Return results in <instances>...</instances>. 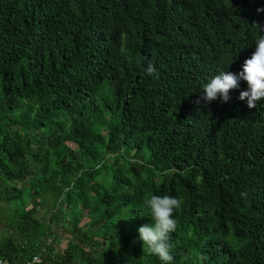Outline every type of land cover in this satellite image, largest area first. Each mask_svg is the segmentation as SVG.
Returning a JSON list of instances; mask_svg holds the SVG:
<instances>
[{"label": "trees", "instance_id": "trees-1", "mask_svg": "<svg viewBox=\"0 0 264 264\" xmlns=\"http://www.w3.org/2000/svg\"><path fill=\"white\" fill-rule=\"evenodd\" d=\"M258 8L0 0V259L162 264L138 228L152 223L145 200L170 195L172 264H264V100L249 109L241 80L228 102L196 103L255 51Z\"/></svg>", "mask_w": 264, "mask_h": 264}, {"label": "clouds", "instance_id": "clouds-1", "mask_svg": "<svg viewBox=\"0 0 264 264\" xmlns=\"http://www.w3.org/2000/svg\"><path fill=\"white\" fill-rule=\"evenodd\" d=\"M264 11L258 8L257 12ZM258 33L255 42V51L249 59L244 61L242 70L238 73L222 71L214 75L206 83L201 91L203 95L196 103L203 100L205 103L215 101L219 96L221 103L229 101L230 90L236 89L239 82L243 80L247 84V90L241 91L239 99L247 101V107L254 109L261 100H264V26L253 24ZM148 75L155 72L153 65L148 64L145 69ZM145 205L150 211L152 223L138 228L139 240L146 246L149 254L159 258L162 264H172L171 245L169 244L170 233L177 227V220L174 213L182 207V201L170 195H153L145 200ZM208 257L201 253L198 260L203 262ZM0 264H7L6 260L0 259ZM29 264H42L39 255L33 256Z\"/></svg>", "mask_w": 264, "mask_h": 264}, {"label": "rangeland", "instance_id": "rangeland-1", "mask_svg": "<svg viewBox=\"0 0 264 264\" xmlns=\"http://www.w3.org/2000/svg\"><path fill=\"white\" fill-rule=\"evenodd\" d=\"M5 204H0V207L2 209V207H4ZM52 206H51V201H46V204L43 205V207L39 210L37 217H41L45 223H47L48 219L51 217V210H52ZM2 214V213H1ZM3 216H6V214H3ZM70 217V215L68 216ZM7 219L2 218V216L0 215V227L6 222ZM67 226L66 224H63L62 226L59 225L56 228V236L59 238V245H58V253L60 252V249H63L66 247V242L67 239L69 238V234L67 233Z\"/></svg>", "mask_w": 264, "mask_h": 264}, {"label": "built area", "instance_id": "built-area-1", "mask_svg": "<svg viewBox=\"0 0 264 264\" xmlns=\"http://www.w3.org/2000/svg\"><path fill=\"white\" fill-rule=\"evenodd\" d=\"M32 258H30L25 264H29V262L32 260ZM7 264H8V262H7Z\"/></svg>", "mask_w": 264, "mask_h": 264}]
</instances>
